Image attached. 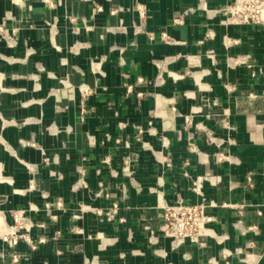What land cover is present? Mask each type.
<instances>
[{
  "label": "crops",
  "instance_id": "obj_1",
  "mask_svg": "<svg viewBox=\"0 0 264 264\" xmlns=\"http://www.w3.org/2000/svg\"><path fill=\"white\" fill-rule=\"evenodd\" d=\"M228 3L0 0V228L37 244L0 264H264V27ZM180 200L217 204L202 244L161 232Z\"/></svg>",
  "mask_w": 264,
  "mask_h": 264
},
{
  "label": "built area",
  "instance_id": "obj_2",
  "mask_svg": "<svg viewBox=\"0 0 264 264\" xmlns=\"http://www.w3.org/2000/svg\"><path fill=\"white\" fill-rule=\"evenodd\" d=\"M221 13L226 16V22L232 25L264 27V0H229L227 6L221 9ZM128 91H132V86L128 87ZM140 96L142 95L140 94ZM209 141L213 142L210 133ZM208 179L209 177H204L194 180L192 182L193 190L201 194L203 183ZM216 206L217 204L214 202L205 201L197 204H188L181 200L174 204H164L162 205L163 223L160 226V230L165 237L171 239L178 246L188 241L202 244V238L210 235V225L215 221V217L209 213L208 209ZM48 207L50 208L49 205ZM57 207L61 208L60 202L57 203ZM118 209L119 205L114 203L106 211V217L109 220H113ZM13 220L14 223L12 225L0 228L2 240L12 248L24 240L28 243L31 250H36L37 244L29 236V231L33 225L25 217V211H17L13 216ZM144 228L150 229L148 225H144ZM44 241V238L40 239L39 243H43ZM11 257L12 264H20L22 260H27L26 255L16 251L12 253Z\"/></svg>",
  "mask_w": 264,
  "mask_h": 264
}]
</instances>
